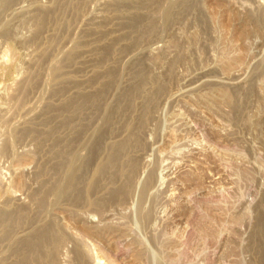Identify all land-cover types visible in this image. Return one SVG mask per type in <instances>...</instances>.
Returning a JSON list of instances; mask_svg holds the SVG:
<instances>
[{"label":"rangeland","instance_id":"rangeland-1","mask_svg":"<svg viewBox=\"0 0 264 264\" xmlns=\"http://www.w3.org/2000/svg\"><path fill=\"white\" fill-rule=\"evenodd\" d=\"M263 7L0 0V264H258Z\"/></svg>","mask_w":264,"mask_h":264},{"label":"bare ground","instance_id":"bare-ground-1","mask_svg":"<svg viewBox=\"0 0 264 264\" xmlns=\"http://www.w3.org/2000/svg\"><path fill=\"white\" fill-rule=\"evenodd\" d=\"M20 1H21V0H20ZM151 1H152V0H151ZM251 1H252V0H251ZM13 2H14V1H13ZM16 2H17V1H16ZM18 2H19V1H18ZM160 2H161V1H160ZM165 2H166V1H165ZM181 2H182V1H181ZM181 2H180V3H181ZM76 3H77V2H76ZM162 3H163V2H162ZM3 4H4V3H3ZM5 4H6V3H5ZM75 5H76V4H75ZM153 5H154V4H153ZM14 6H15V5H14ZM9 7H10V6H9ZM64 7H65V6H64ZM66 7H67V5H66ZM68 7H69V6H68ZM162 7H163V6H162ZM259 7H260V6H259ZM113 8H114V7H113ZM117 8H118V7H117ZM263 8H264V7H263ZM70 9H71V8H70ZM76 9H77V8H76ZM114 9H115V8H114ZM157 9H158V7H157ZM184 9H185V8H184ZM65 10H67V9H65ZM141 10H142V9H141ZM147 11H148V10H147ZM66 12H67V11H66ZM168 12H169V10H168ZM57 13H58V12H57ZM63 13H64V10H63ZM166 13H167V12H166ZM182 13H184V12L182 11ZM177 14H178V13H177ZM179 14H181V13H179ZM189 14H190V12H189ZM157 15H158V14H157ZM139 16H140V15H139ZM167 16H168V15H167ZM260 16H261V15H260ZM155 17H157V16H155ZM172 17H173V16H172ZM257 17H259V16L257 15ZM142 18H143V17H142ZM171 19H172V18H171ZM259 19H260V18H259ZM169 20H170V19H169ZM257 20H258V18H257ZM137 21H138V20H137ZM171 21H172V20H171ZM181 21H182V18H181ZM263 21H264V20H263ZM263 21H262V22H263ZM141 22H142V21H141ZM262 22H261V23H262ZM149 23H150V22H149ZM147 24H148V23H147ZM132 25H133V24H132ZM134 25H135V24H134ZM139 25H140V24H139ZM157 25H158V24H157ZM135 28H136V27H135ZM143 28H144V26H143ZM145 32H146V31H145ZM156 33H157V32H156ZM140 34H141V33H140ZM137 36H138V35H137ZM147 37H148V36H147ZM154 37H155V36H154ZM138 40H140V39H138ZM140 41H141V40H140ZM148 41H149V40H148ZM153 41H154V40H153ZM146 45H147V44H146ZM112 48H113V47H112ZM79 49H80V48H79ZM110 49H111V48H110ZM106 51H107V50H106ZM73 52H74V51H73ZM106 53H108V52H106ZM81 54H82V53H81ZM182 56H183V55H182ZM74 57H75V56H74ZM178 57H179V56H178ZM180 57H181V56H180ZM66 59H67V58H66ZM71 59H72V58H71ZM64 60H65V59H64ZM176 60H177V59H176ZM178 60H179V59H178ZM97 61H98V60H97ZM101 61H102V60H101ZM104 61H105V60H104ZM172 62H173V61H172ZM60 63H61V62H60ZM69 63H70V62H69ZM100 63H101V62H100ZM175 63H176V62H175ZM95 64H96V63H95ZM65 65H66V63H65ZM96 65H97V64H96ZM173 66H174V65H173ZM176 66H178L177 63H176ZM61 67H62V66H61ZM62 68H64V67H62ZM67 68H68V67H67ZM97 68H98V67H97ZM60 69H61V68H60ZM68 69H69V68H68ZM171 69H172V66H171ZM171 69H170V70H171ZM58 70H59V69H58ZM63 70H65V69H62V71H63ZM62 71H60V72H62ZM114 71H115V70H114ZM114 71H113V72H114ZM167 71H168V70H167ZM171 71H172V70H171ZM68 72H69V71H68ZM176 72H177V71H176ZM55 73H56V72H55ZM55 73H54V74H55ZM66 74H67V73H66ZM70 74H71V73H70ZM116 74H118V73H116ZM33 75H34V74H33ZM55 75H58V74H55ZM55 75H54V76H55ZM61 76H64V75H61ZM61 76H60L59 78H61ZM170 76H171V75H170ZM30 77H31V76H30ZM30 77H29V78H30ZM69 77H70V76H69ZM143 77H144V76H143ZM166 77H167V76H166ZM116 78H117V77H116ZM168 78H169V76H168ZM61 79H62V78H61ZM68 79H69V78H68ZM112 79H113V78H112ZM64 80H65V79H64ZM169 80H170V79H169ZM53 81H54V80H53ZM57 82H58V81H57ZM59 82H60V81H59ZM70 82H71V81H70ZM117 82H118V81H117ZM55 84H56V83H55ZM140 84H141V83H140ZM25 85H26V84H25ZM60 85H61V84H60ZM166 85H168V84H166ZM56 86H57V85H56ZM24 87H25V86H24ZM60 87H61V86H60ZM136 87H137V86H136ZM141 87H142V86H141ZM155 87H156V86H155ZM105 88H106V87H105ZM56 89H57V88H56ZM158 89H159V88H158ZM162 89H163V88H162ZM59 90H60V89H59ZM63 90H64V89H63ZM166 90H167V89H166ZM60 91H61V90H60ZM83 91H84V90H83ZM83 91H82V92H83ZM97 92H98V91H97ZM99 92H102V91L100 90ZM103 92H104V91H103ZM136 92H137V91H136ZM159 92H160V91H159ZM165 92H166V91H165ZM167 92H168V91H167ZM93 93H94V92H93ZM131 93H133V92H131ZM131 93H130V94H131ZM62 94H63V93H62ZM95 94H96V93H95ZM163 94H164V93H163ZM60 95H61V94H60ZM103 95H104V94H103ZM82 96H83V95H82ZM94 96H95V95H94ZM97 96H98V95H97ZM97 96H96V97H97ZM133 96H134V95H133ZM135 96H136V95H135ZM135 96H134V97H135ZM165 96H166V95H165ZM89 97H90V96L88 95L86 98H89ZM96 97H95V98H96ZM128 97H129V96H128ZM128 97H126V98L128 99ZM86 98H85V99H86ZM101 98H102V97H101ZM103 98H104V97H103ZM129 98H130V97H129ZM68 99H70V98H68ZM92 99H93V97H92ZM99 99H100V98H99ZM131 99H132V97H131ZM131 99H130V100H131ZM145 99H146V98H145ZM17 100H18V99H17ZM71 100H72V99H71ZM76 100H77V99H76ZM102 100H103V99H102ZM77 101H78V100H77ZM90 101H91V99H90ZM131 101H132V100H131ZM68 102H69V101H68ZM93 102H94V100H93ZM95 102H96V101H95ZM126 102H127V100H126ZM153 102H154V101H153ZM70 103H71V102H70ZM76 103H77V102H76ZM79 103H80V102H79ZM148 103H149V102H148ZM155 103H156V102H155ZM71 104H72V103H71ZM74 104H75V103H74ZM74 104H73V105H74ZM81 104H82V103H81ZM127 104H128V103H127ZM150 104H151V102H150ZM75 105H76V104H75ZM152 105H153V104H152ZM67 106H68V104L66 105V107H67ZM156 106H157V105H156ZM77 107H78V106H77ZM82 107H83V106H82ZM85 107H87V106H85ZM85 107H84V108H85ZM95 107H96V106H95ZM95 107H94V108H95ZM98 107H99V105H98ZM149 107H150V106H149ZM68 108H69V107H68ZM68 108H67V109H68ZM91 108H92V105H91ZM96 108H97V107H96ZM118 108H119V107H118ZM147 108H148V107H147ZM49 109H50V108H49ZM71 109H73V108H71ZM152 109H153V108H152ZM154 109H155V108H154ZM68 110H69V109H68ZM74 110H75V109H74ZM74 110H73V111H74ZM78 110H79V109H78ZM87 110H88V109H87ZM145 110H146V108H145ZM80 111H82V110H80ZM92 111H93V110H92ZM150 111H151V110H150ZM150 111H149V112H150ZM130 112H131V109H130ZM73 113H74V112H73ZM78 113H79V112H78ZM78 113H74V114H78ZM80 113H81V112H80ZM80 113H79V114H80ZM83 113H84V112H83ZM93 113H94V112H93ZM51 114H52V113H51ZM70 114H72V113H70ZM74 114H73V115H74ZM79 114H78V115H79ZM95 114H96V113H95ZM78 115H77V116H78ZM141 115H142V114H141ZM79 116H81V115H79ZM82 116H83V115H82ZM113 116H114V115H113ZM130 116H131V115H130ZM143 116H145V115H143ZM75 117H76V115H75ZM83 117H84V116H83ZM138 117H139V116H138ZM145 117H146V116H145ZM73 118H74V117H73ZM79 118H80V117H79ZM140 118H141V117H140ZM143 118H144V117H143ZM143 118H142V119H143ZM82 119H83V118H82ZM87 119H89V118H87ZM87 119H86V121H87ZM75 121H76V120H75ZM77 121H78V120H77ZM84 121H85V119H84ZM84 121H83V123H84ZM108 121H109V120H108ZM108 121H107V122H108ZM110 121H111V120H110ZM143 121H144V120H143ZM81 122H82V120H81ZM88 122H90V120L87 121V123H88ZM139 122H140V121H139ZM139 122H137V123H139ZM144 122H145V121H144ZM147 122H148V121H147ZM113 123H114V121H113ZM140 123H141V122H140ZM142 123H143V122H142ZM142 123H141V124H142ZM76 124H77V123H76ZM84 124H85V123H84ZM88 124H89V123H88ZM88 124H87V125H88ZM114 124H115V123H114ZM128 124H129V122H128ZM81 125H82V123H81ZM85 125H86V124H85ZM85 125H84V126H85ZM87 125H86V126H87ZM137 125H138V124H137ZM143 125H144V124H143ZM82 127H83V126H82ZM128 128H129V127H128ZM131 128H132V127H131ZM133 128H134V127H133ZM57 129H58V128H57ZM129 129H130V128H129ZM54 130H55V129H54ZM54 130H53V131H54ZM130 130H131V129H130ZM134 130H137V131H138V129H135V128H134ZM56 131H57V130H55V132H56ZM110 131H111V130H110ZM139 132H140V131H139ZM141 132H142V131H141ZM141 132H140V133H141ZM143 132H144V131H143ZM140 133H139V134H140ZM48 134H49V133H48ZM51 134H52V133H51ZM134 134H135V133H134ZM131 135L133 136V134H131ZM47 136H48V135H47ZM135 136H136V134H135ZM128 137H129V136H128ZM128 137H127V138H128ZM52 138H53V137H52ZM133 138H134V137H133ZM133 138H132V139H133ZM137 138H138V136H137ZM139 138H140V137H139ZM101 140H102V139H101ZM135 140H136V139H135ZM125 141H127V140H125ZM138 141H139V139H138ZM134 142H135V141H134ZM136 142H137V140H136ZM141 142H142V140H141ZM126 143H128V142H126ZM130 143H131V142H130ZM68 144H69V143H68ZM128 144H129V143H128ZM132 144H133V143H132ZM144 144H145V143H144ZM144 144H143V145H144ZM98 145H99V144H98ZM123 145H124V144H123ZM137 145L139 146V143H138ZM137 145H136V146H137ZM69 146L71 147L72 145L70 144ZM119 146H120V145H119ZM42 147H43V146H42ZM112 147H114V146H112ZM127 147H128V146H127ZM132 147H133V145H132ZM140 147H141V145H140ZM130 148H131V146H130ZM135 148H136V147H135ZM63 149H64V148H63ZM68 149H70V148H68ZM112 149H113V148H112ZM136 149H137V148H136ZM122 150L124 151V148H123ZM127 150H128V149H127ZM127 150H126V151H127ZM138 150H139V149H138ZM62 151H63V150H62ZM71 151H72V150H71ZM93 151H94V150H93ZM99 151H100V150H99ZM116 151H117V150L115 149V152H116ZM112 152H113V151H112ZM63 153H64V152H63ZM70 153H71V152H70ZM117 153H118V152H117ZM58 154H59V153H58ZM61 154H62V153H61ZM113 154H114V153H113ZM113 154H112V155H113ZM119 154H121V153H119ZM126 154H128V153L126 152ZM64 156H65V155H64ZM64 156H63V157H64ZM66 156L69 157V156H71V155H66ZM66 156H65V159H66ZM120 156H121V155H120ZM63 157H62V158H63ZM56 158H57V157H56ZM59 158H60V157H59ZM82 158H83V157H82ZM108 158H109V157H108ZM110 158H111V157H110ZM115 158H116V156H115ZM120 158H121V157H120ZM65 159H63V160L66 161ZM67 159H69V158H67ZM112 159H113V158H112ZM112 159H111V161H112ZM118 159H119V158H118ZM118 159H117V160H118ZM61 160H62V159H61ZM87 160H88V159H87ZM108 160H109V159H108ZM113 160H114V159H113ZM119 160H120V159H119ZM122 160H123V159H122ZM137 160H138V159H137ZM137 160H136V161H137ZM114 161H115V160H114ZM114 161H113V162H114ZM123 161H124V160H123ZM62 162H63V161H62ZM66 162H67V161H66ZM124 162H125V161H124ZM127 162H128V161H127ZM103 163H104V162H103ZM108 163H110V162H108ZM128 163H129V162H128ZM130 163H131V162H130ZM114 164H116V163H114ZM114 164H113V165H114ZM132 164H134V163H132ZM70 165H71V164H70ZM84 165H85V164H84ZM86 165H87V164H86ZM101 165H102V164H101ZM111 165H112V164H111ZM117 165H118V164H117ZM128 165H129V164H128ZM134 165H135V164H134ZM134 165H133V166H134ZM60 166H61V165H60ZM62 166H63V165H62ZM65 166H67V164H66ZM123 166H124V165H123ZM123 166H122V167H123ZM133 166H131V167H133ZM63 167H64V166H63ZM80 167H81V166H80ZM86 167H87V166H86ZM104 167H105V166H104ZM107 167H108V166H107ZM109 167H111V166H109ZM112 167H113V166H112ZM114 167H115V166H114ZM119 167H120V166H119ZM125 167H126V166H125ZM131 167H130V168H131ZM136 167H137V166H136ZM61 168H62V167H61ZM115 168H116V167H115ZM120 168H121V167H120ZM120 168H117V169H120ZM128 168H129V167H128ZM134 168H135V167H134ZM62 169H64V168H62ZM84 169H85V167H84ZM98 169H99V167H98ZM101 169H103V165H102V168H101ZM105 169H106V168H105ZM82 170H83V169H82ZM107 170H108V169H107ZM109 170H112V169H109ZM115 170H116V169H115ZM125 170H127V169H125ZM129 170H130V169H129ZM135 170H136V169H135ZM80 171H81V170H80ZM99 171H100V169H99ZM103 171H104V170H103ZM119 171H120V170H119ZM42 172H43V171H42ZM58 172H59V171H58ZM78 172H79V171H78ZM123 172H124V171H123ZM132 172H133V170H132ZM43 173H44V172H43ZM81 173H82V172H81ZM99 173L101 174V172H99ZM104 173H105V172H104ZM133 173L135 174V172H133ZM46 174H47V173H46ZM100 174H99V175H100ZM121 174H122V173H121ZM130 174H132V173L130 172V173L127 174V175H130ZM119 175H120V174H119ZM132 175H133V174H132ZM72 176H73V175H72ZM72 176H70V178H71ZM117 176H118V174H117ZM121 176H122V175H121ZM133 176H134V175H133ZM95 177H97V176H95ZM102 177H103V175H102ZM124 177H125V175H124ZM152 177H154V176H152ZM82 178H83V177H82ZM86 178H87V177H86ZM97 178H98V177H97ZM127 178H129V177H127ZM74 179H75V180H74ZM102 179H103V178H102ZM56 180H57V179H56ZM69 180H70V179H69ZM69 180H68V181H69ZM72 180H73V183H74V182H75V183L77 182L75 177H74ZM79 180H80V179H79ZM90 180H91V179H90ZM96 180H97V179H96ZM100 180H101V179H100ZM118 180H119V179H118ZM57 181H58V180H57ZM80 181H81V180H80ZM104 181H105V180H104ZM108 181H109V180H108ZM110 181H111V180H110ZM153 181H154V180H153ZM78 182H79V181H78ZM83 182H84V181H83ZM97 182H98V180H97ZM102 182H103V181H102ZM129 182L131 183V181H129ZM52 183H53V182H52ZM73 183H72V184H73ZM75 183H74V184H75ZM79 183H80V182H79ZM79 183H78V184H79ZM87 183H88V182H87ZM89 183H90V182H89ZM91 183H92V181H91ZM91 183H90V184H91ZM111 183H112V182H111ZM122 183H123V182H122ZM134 183H135V182H134ZM147 183H148V182H147ZM152 183H153V182H152ZM50 184H51V182H50ZM69 184H70V181H69ZM84 184H85V183H84ZM94 184H95V182H94ZM97 184H98V183H97ZM97 184H95L94 187H93V184H92V188H95ZM99 184H100V183H99ZM132 184H133V182H132ZM67 185H68V183H67ZM76 185H77V184H76ZM113 185H114V184H113ZM113 185H112V186H113ZM124 185H125V184H124ZM148 185H150V184H148ZM48 186H49V185H48ZM54 186H55V185H54ZM73 186H74V185L70 186V188H72ZM84 186H85V185H84ZM86 186H87V185H86ZM98 186H99V185H98ZM98 186H97V187H98ZM105 186H106V185H105ZM122 186H123V185H122ZM126 186H127V184H126ZM128 186H129V184H128ZM130 186H131V185H130ZM89 187H90V186H89ZM124 187H125V186H124ZM50 188H51V187H50ZM53 188H54V187H53ZM74 188H75V187H74ZM125 188H126V187H125ZM125 188L122 187V189L124 190V192H125ZM67 189H68V188H67ZM75 189H76V188H75ZM78 189H79V188H78ZM78 189H77V191H78ZM89 189L91 190V188H89ZM98 189H99V188H98ZM126 189H127V188H126ZM87 190H88V189H87ZM92 190H94V189H92ZM114 190H115V189H113V191H114ZM119 190H120V189H119ZM55 191H56V190H55ZM88 191H89V190H88ZM95 191H96V190H95ZM107 191H108V190H107ZM111 191H112V190H111ZM111 191H110V192H111ZM115 191H116V190H115ZM117 191H118V188H117ZM117 191H116V192H117ZM128 191H129V190H128ZM68 192H69V191H68ZM89 192H90V191H89ZM89 192H88V195L91 194L93 191H91V193H89ZM45 193H46V192H45ZM78 193H79V192H78ZM97 193H98V192H97ZM119 193H120V192H119ZM119 193L117 192L118 195H119ZM122 193H123V191H122ZM126 193H128V192H126ZM52 194H53V193H52ZM79 194H80V193H79ZM82 194H83V193H82ZM86 194H87V193H86ZM86 194H84V195H86ZM106 194H107V193H106ZM111 194H112V193H111ZM42 195H43V194H42ZM71 195H72V194H71ZM92 195H93V194H92ZM108 195H109V194H108ZM112 195H113V194H112ZM122 195H123V194H122ZM78 196H79V195H78ZM93 196H94V195H93ZM106 196H107V195H106ZM113 196H115V195H113ZM116 196H117V195H116ZM80 197H81V196H80ZM89 197H90V195H89ZM97 197H98V196H97ZM111 197H112V196H111ZM121 197H122V196H121ZM48 198H49V196H48ZM76 198H78V197L76 196ZM109 198H110V197H109ZM117 198H118V197H117ZM122 198H123V197H122ZM74 199H75V198H74ZM79 199H80V198H79ZM96 199H97V201H98V198H96ZM112 199H114V198H112ZM40 200H41V199H40ZM69 200H70V199H69ZM83 200H84V201H83ZM120 200H121V199H120ZM122 200H123V199H122ZM38 201H39V200H38ZM66 201H67V200H66ZM76 201H77V200H76ZM79 201L83 202V203H81V204H87V205H90V206L93 205L92 210H93V208H95V206H94V202H95L96 200L93 202V200H92L91 198H87V199H86V197H84V198L81 197V199H80ZM79 201H78V202H79ZM107 201H109V200H107ZM113 201H114V200H113ZM42 202H44V201H42ZM116 202H117V201H116ZM71 203H72V202H71ZM76 203H77V202H76ZM79 203H80V202H79ZM79 203H77V204H79ZM99 203H100V201H98L97 203H95V204H97V205H96L97 208L99 207L98 205H100ZM105 203H106V202H105ZM45 204H46V203H45ZM108 204H109V203H108ZM118 204H119V203H118ZM74 205H75V204H74ZM106 205H107V203H106ZM43 206H44V205H43ZM80 206H81V205H80ZM101 206H102V205H100V207H101ZM40 207H41V204H40ZM87 207H88V206H87ZM71 208H72V207H71ZM41 209H42V208H41ZM41 209H40V210H41ZM99 209H100V208H99ZM89 211H91V210H89ZM99 211H100V210H99ZM10 212H11V211H10ZM103 212H104V211H103ZM27 213H28V212H27ZM3 216H4V215H3ZM13 216H14V215H13ZM0 217H1V215H0ZM10 217H11V216H10ZM10 217H8V218H10ZM144 217H145V216H144ZM3 218H4V217H3ZM8 218H7V219H8ZM25 218H26V217H25ZM17 219H18V218H17ZM19 219H20V218H19ZM23 219H24V218H23ZM5 220H6V219H5ZM21 220H22V219H21ZM10 221H11V220H10ZM6 222H7V220H6ZM50 223H51V222H50ZM57 224H58V223H57ZM17 225H18V224H17ZM55 225H56V224H55ZM8 226H10V225H8ZM52 226H54V225H52ZM52 226L47 227L46 229L43 228L44 230L42 229L40 233H38L37 235L31 237L32 239L30 240V243H32V244H34V245H35V243H38V244H39V242H41V241L44 239V236H45V235H48V234L50 235V234H51V231H52L53 234H56L57 232L54 233L55 228H52ZM261 226H262V225H261ZM44 227H45V226H44ZM58 227H59V226H58ZM86 227H87V226H86ZM15 228H16V227H15ZM263 228H264V225H263ZM254 229H255V228H254ZM261 229H262V228H261ZM53 230H54V231H53ZM13 231H14V230H13ZM13 231H12V232H13ZM262 233H264V232L261 231L260 234H262ZM49 235H48V236H49ZM56 235H58V233H57ZM50 236H51V235H50ZM54 236H55V235H54ZM59 236H60V234H59ZM262 236H264V235L262 234ZM262 236H261V237H262ZM45 237H46V236H45ZM42 238H43V239H42ZM46 238H47V237H46ZM46 238H45V239H46ZM54 238H55V240H54L53 244L56 243L55 241H56V239H57L58 237H54ZM256 238H257V237H256ZM62 239H63L62 237H59V239H57V241L62 240ZM63 240H64V239H63ZM63 240H62V241H63ZM48 241H49V240H48ZM52 241H53V240H52ZM62 241H60V242H62ZM259 241H260V240H259ZM23 242H24V241H23ZM26 242H28V240H26ZM42 242H43V241H42ZM42 242H41V244H42ZM49 242L52 243L51 241H49ZM256 242H257V241H256ZM260 242H261V241H260ZM57 243H58V245H59V242H57ZM57 243H56V244H57ZM45 244H46V243H45ZM53 244H51V245H53ZM249 244H250V243H249ZM261 244H262V243H261ZM261 244H258V246L261 245ZM22 245H24V244H22ZM27 245H29V244H26V246H27ZM43 245H44V243H43ZM58 245H57V246H58ZM61 245H62V244H61ZM26 246H25V247H26ZM29 246H30V245H29ZM37 246H40V244H39V245H36L35 247H37ZM55 246H56V245H55ZM59 246H60V245H59ZM23 247H24V246H23ZM35 247H34V248H35ZM44 247H45V246H44ZM49 247H50V246H49ZM53 247H54V246H53ZM32 248H33V245H32ZM42 248H43V246H42ZM56 248H57V247H56ZM262 248H264V244H263V247H262ZM19 249H20V248H19ZM22 249H23V248H22ZM249 249H251V248H249ZM260 249H261V248H260ZM59 250H60V249H59ZM263 250H264V249H263ZM25 252H26V251H25ZM39 252H40V251H39ZM79 252H80V251H79ZM259 252H260V251H259ZM42 253H43V252H42ZM263 253H264V251H263ZM263 253H261V254H263ZM49 254H50V253H49ZM254 255H255V254H254ZM259 255H260V254H259ZM263 255H264V254H263ZM80 257L82 258V256H80ZM259 257H260V256H259ZM28 258H29V257H28ZM39 258H40V257H39ZM81 258H80V259H81ZM85 258H86V257H85ZM29 260H30V259H29ZM82 260H83V259H82ZM79 261H81V260H79ZM25 262H26V261H25ZM44 262H45V261H44ZM51 262H52V261H51ZM256 262H257L258 264H264V257L259 258V261H256ZM47 263H48V262H47ZM32 264H33V263H32ZM38 264H39V263H38ZM52 264H53V263H52Z\"/></svg>","mask_w":264,"mask_h":264}]
</instances>
